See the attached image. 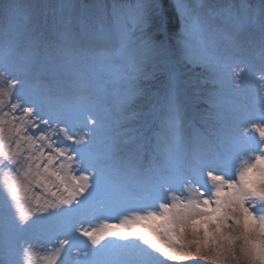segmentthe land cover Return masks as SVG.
Instances as JSON below:
<instances>
[{
	"label": "snow or ice",
	"instance_id": "snow-or-ice-1",
	"mask_svg": "<svg viewBox=\"0 0 264 264\" xmlns=\"http://www.w3.org/2000/svg\"><path fill=\"white\" fill-rule=\"evenodd\" d=\"M173 7L0 8V264H264V0Z\"/></svg>",
	"mask_w": 264,
	"mask_h": 264
},
{
	"label": "rangeland",
	"instance_id": "rangeland-1",
	"mask_svg": "<svg viewBox=\"0 0 264 264\" xmlns=\"http://www.w3.org/2000/svg\"><path fill=\"white\" fill-rule=\"evenodd\" d=\"M168 1L170 2V3L168 2V4H170V6H172V10L175 13L176 18H174V19H176V22H175L176 27H175V30H174L172 35H170V33L166 31V36L168 39L169 46L173 49L174 59H175V58L179 57V48H178V44H177V34L180 32V21H179L178 15L175 12L174 7H173L174 0H168ZM8 2H9V0H0V8H2ZM18 2L32 3V2H34V0H18ZM48 2L54 4V3H56V0H48ZM79 2L92 3L93 0H79ZM105 2L110 4L112 2V0H105ZM197 2H199V0H197ZM203 2L211 6V5H215V4L219 3L220 0H203ZM160 3H161V8H163L164 7L163 0H160ZM161 13H162V21H163V24L165 27V24H166L167 19L169 17L165 15L166 13L164 14L162 12V9H161ZM165 30H166V28H165ZM192 43L195 44V38L194 37L192 38ZM174 67L179 72V79L181 80V82L188 81L194 73H197L200 71V69H198V68L191 69L190 65L189 66H182L180 64H175ZM152 84L154 86V90L160 92L161 94L163 93V86H164V78L163 77H161L160 80H158V81H153ZM182 86L187 88L186 84H182ZM206 108H207V104H205L203 102H193L191 100V91L189 89V100L187 102V109H186V111H187V119H186V124H185L186 130H188V131L191 130L192 125L199 121V117H200L201 113ZM154 131H159L158 122L153 123L151 130L146 131L145 134L148 136H151ZM0 195H2V193H0ZM27 210H28V208L25 207L24 211L27 212ZM109 222L113 223V224H117L119 222V218L112 217L109 220ZM143 223L145 225H147L149 222H143ZM93 224L97 227L100 226V224L96 221H93ZM86 227H87V225H86ZM135 227L141 231L145 230L144 228H142L139 225H137ZM120 242L124 243L125 241L121 240ZM50 247L51 246H49V248ZM41 254H43V252H41ZM35 264H44V262L37 260L35 262ZM189 264H192V262L190 261ZM196 264H205V262L201 261L197 258Z\"/></svg>",
	"mask_w": 264,
	"mask_h": 264
},
{
	"label": "trees",
	"instance_id": "trees-1",
	"mask_svg": "<svg viewBox=\"0 0 264 264\" xmlns=\"http://www.w3.org/2000/svg\"><path fill=\"white\" fill-rule=\"evenodd\" d=\"M168 2H169L168 0H163L164 7L161 9H162V12L164 14L166 13L165 15L169 17L167 19L166 24H165V28H166V31L169 32L170 35H172L174 30H175V27H176V25H175L176 19H174L176 17H175L174 11L172 10V6H170V4H168Z\"/></svg>",
	"mask_w": 264,
	"mask_h": 264
}]
</instances>
